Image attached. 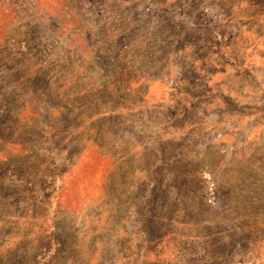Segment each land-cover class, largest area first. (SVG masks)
<instances>
[{
	"label": "rangeland",
	"instance_id": "1",
	"mask_svg": "<svg viewBox=\"0 0 264 264\" xmlns=\"http://www.w3.org/2000/svg\"><path fill=\"white\" fill-rule=\"evenodd\" d=\"M0 264H264V0H0Z\"/></svg>",
	"mask_w": 264,
	"mask_h": 264
}]
</instances>
